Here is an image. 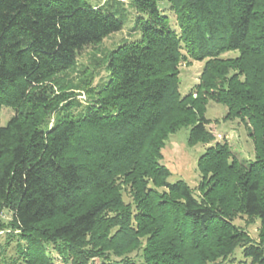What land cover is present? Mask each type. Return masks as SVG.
<instances>
[{
  "label": "trees",
  "instance_id": "trees-1",
  "mask_svg": "<svg viewBox=\"0 0 264 264\" xmlns=\"http://www.w3.org/2000/svg\"><path fill=\"white\" fill-rule=\"evenodd\" d=\"M131 3L141 35L108 53L107 79L82 102L56 75L122 29L123 6L0 0V111L15 110L5 125L0 116V205L19 252L27 264H56L52 250L63 264H228L240 248L264 264V0ZM183 50L206 59L185 95ZM230 50L239 55L221 57ZM209 99L250 126L255 156L238 159L227 142L207 147L198 196L184 180L170 183L160 159L183 127L192 143L211 140ZM237 211L260 220L261 241L234 225Z\"/></svg>",
  "mask_w": 264,
  "mask_h": 264
},
{
  "label": "rangeland",
  "instance_id": "rangeland-1",
  "mask_svg": "<svg viewBox=\"0 0 264 264\" xmlns=\"http://www.w3.org/2000/svg\"><path fill=\"white\" fill-rule=\"evenodd\" d=\"M111 1L120 3L124 8L122 29L108 35L99 43L86 46L78 55L75 66L56 75L59 82L64 85V89H67L68 93H73V97H77L82 102L89 99L86 93L88 88L94 87L107 79L106 57L108 53L119 44L137 39L141 35L139 30L134 29L137 11L131 0H88L89 3L95 5L107 4ZM161 5L168 10L172 27L174 25L177 28L175 13L169 9L167 2H162ZM183 52L186 60L182 62L180 67V89L182 94L185 95L199 84L206 59L197 60L186 50H183ZM238 55V50H230L222 53L221 57L232 58ZM55 91L60 93L57 86ZM206 106L205 115L211 121L208 125L211 140L192 143L188 139L190 127H183L169 135L162 149V158L160 159V162L170 171L168 178L170 183L180 179L184 180L195 190V195L198 196L202 194L199 188L202 175L198 168V158L207 147L216 144V142H227L238 159L246 161L253 159L255 156L254 141L249 132L250 126L239 119H226L227 107L221 103L209 99ZM78 111H80L79 108L73 109L74 113ZM14 114L13 107L2 106L0 111L1 125H5ZM55 118L56 112L52 111L43 124L52 125ZM125 200L128 202L129 197H125ZM12 220L11 210L4 205H0V264H27L24 257H22V253L19 252L21 246L16 242L19 239L18 230L14 227ZM232 222L238 229L248 233L254 241H261L259 219L250 218L237 211L232 215ZM52 254L56 258V264H63L62 258L56 251L52 250ZM136 254L137 252H134L132 256ZM93 261L99 263L98 258ZM249 263L250 258H246L240 248L228 261V264ZM207 264L213 263L209 262Z\"/></svg>",
  "mask_w": 264,
  "mask_h": 264
}]
</instances>
